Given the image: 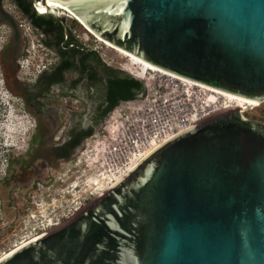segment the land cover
I'll return each mask as SVG.
<instances>
[{"label": "water", "instance_id": "obj_1", "mask_svg": "<svg viewBox=\"0 0 264 264\" xmlns=\"http://www.w3.org/2000/svg\"><path fill=\"white\" fill-rule=\"evenodd\" d=\"M50 1L160 69L264 102V0ZM0 264H264V123L232 110L177 134Z\"/></svg>", "mask_w": 264, "mask_h": 264}, {"label": "rangeland", "instance_id": "obj_2", "mask_svg": "<svg viewBox=\"0 0 264 264\" xmlns=\"http://www.w3.org/2000/svg\"><path fill=\"white\" fill-rule=\"evenodd\" d=\"M58 16L77 48L96 53L98 61L93 54L89 59L97 76L139 80L140 63L107 48L78 20ZM51 51L13 2L0 1V257L72 217L112 181L108 174H123L151 139L182 123L204 98L186 95L179 80L152 70L143 75L137 101H119L98 114L106 84H74L80 97L38 84ZM242 114L264 123V102ZM76 137L78 145L67 150Z\"/></svg>", "mask_w": 264, "mask_h": 264}, {"label": "bare ground", "instance_id": "obj_3", "mask_svg": "<svg viewBox=\"0 0 264 264\" xmlns=\"http://www.w3.org/2000/svg\"><path fill=\"white\" fill-rule=\"evenodd\" d=\"M36 8L38 9V13H46L47 11H51L57 15H65L68 18H74L76 20H78L85 29H87L91 34H93L98 40H100L107 48H111L113 50L118 51L120 54L126 56L129 58V60L133 61V63H140L142 65V69L141 71L138 72H134V76L137 77L141 83L143 81V75L146 73V71H156V72H160L164 75H168L171 76V78L175 79V80H179L182 84H179L180 86H185L189 91L192 90H196L198 92H200L201 94L206 96L205 99V103H203V107H204V113L202 114H194L193 117H191L192 119H190V123L188 125H185L184 127H180L177 131L178 134L191 128L192 126L208 119L211 118L213 116H216L218 114H222L228 111H232V110H241L242 113L245 112V109L252 106H258V102L256 100H252L249 98H244L241 96H237L235 94H231L229 92H225L222 90H218L216 88L204 85L202 83L196 82L194 80L188 79V78H184L181 77L179 75H176L174 73L168 72L166 70L160 69L138 57H136L135 55L117 47L114 46L113 44H111L110 42L96 36L82 21V19L77 16L74 12H71L69 9L65 8L62 5L57 4L56 2L50 1V0H45V4L41 3L39 1V3H37ZM143 87H145V84H143ZM138 99L135 100H130L127 102H133V101H137ZM218 104L221 105V107H218ZM217 106V108H215L214 110L211 111H207V107L208 106ZM11 128V127H10ZM14 129V128H13ZM20 130V129H19ZM17 134V133H16ZM177 134H175V131L170 133L169 135H166L165 137H161L158 140L156 139H152L151 143H150V149H148L147 151L143 152L141 154L142 151H139L138 154L139 157L136 154V157L133 158L134 163L131 164L127 170H125L124 172H122L123 174L120 175H116V173H111L108 174L106 177L111 178V182L105 186V187H101L97 192H96V197L102 195L104 192H106L107 190H109L110 188H112L114 185H116L118 182H120L125 176H127L140 162H142V160H144L149 154H151L155 149H157L159 146H161L164 142L168 141L169 139H171L172 137L176 136ZM135 165V166H134ZM134 166V167H133ZM94 198V199H95ZM93 199V200H94ZM92 200V201H93ZM91 201V202H92ZM89 202V203H91ZM88 203V204H89ZM87 204V205H88ZM86 205V206H87ZM84 206V207H86ZM83 207V208H84ZM79 208V207H78ZM80 210H82V208L80 207L73 215L72 217H74ZM72 217L68 218L66 221L62 222H57L56 225L52 226L51 228L46 229L42 234L40 235H32V237H30L29 239L23 241L20 245H18L14 250H12L10 253H5L0 257V260H2L3 258L7 257L8 255H10L12 252H14L15 250H17L18 248L26 245L27 243L36 240L37 238H39L40 236H42L43 234L54 230L60 226H62L63 224H65L68 220H70Z\"/></svg>", "mask_w": 264, "mask_h": 264}, {"label": "flooded vegetation", "instance_id": "obj_4", "mask_svg": "<svg viewBox=\"0 0 264 264\" xmlns=\"http://www.w3.org/2000/svg\"><path fill=\"white\" fill-rule=\"evenodd\" d=\"M10 1L15 4L16 8L23 16L28 18L29 21L38 30L42 32L43 44L46 46V48L52 50L51 53L53 54L54 57L45 58L46 64L44 65V69L40 72V75L38 77V84H43L45 86L48 85L60 86L61 88L65 89L64 92L66 95L68 96L72 95L75 97H80L81 93L74 91L75 88L74 84H81L82 87L87 86V84H98V83L108 84V79L110 77L103 78L102 75L101 77H99L95 74L89 59L92 56L90 51L77 47L75 49H72L71 46L69 45L66 47L59 48L57 50L56 22L52 21L50 23H43L42 27L39 26L37 27L35 23L31 20V17H29L23 11L22 7L18 4L19 0H10ZM32 1L33 0H30L31 6L33 8L34 13L36 14L34 7L32 5ZM41 16H43L46 19H49L51 17L49 15H41ZM65 40H67V38ZM63 41L64 39L60 40L59 45H62ZM45 55L47 56V53H45ZM88 89L90 90V96H91L92 85H88ZM82 101L85 103L87 102L83 97H82ZM106 104H107V85H106L105 96L100 102L98 114L103 113ZM87 132L88 131H85V134L83 135H86ZM79 140L80 137H76L74 139L71 138L70 142L67 144L68 146L67 150H69L70 148H72L73 150L78 145ZM75 141H77L76 144H74Z\"/></svg>", "mask_w": 264, "mask_h": 264}, {"label": "trees", "instance_id": "obj_5", "mask_svg": "<svg viewBox=\"0 0 264 264\" xmlns=\"http://www.w3.org/2000/svg\"><path fill=\"white\" fill-rule=\"evenodd\" d=\"M18 4L22 7L23 11L31 17V20L35 23V25L38 27H42L43 23H50V22H56L57 23V41L59 43L60 40L64 39L63 35V29L61 26V23L58 22L55 18L50 17L49 19L44 18L41 15H37L34 13L33 8L31 6L30 0H19ZM66 45H59V48L66 47L68 45H71L72 49H75L76 42L74 39L70 36L67 37ZM93 54L94 58L98 61V57L94 51L90 52ZM107 85V104L106 107L103 110V113L110 111L113 107L117 105L119 101H125L130 99L134 96V94L139 90L140 84L139 81L135 78L130 77H110L108 79ZM87 135V134H86ZM78 141V140H77ZM77 141L74 142V144L77 143Z\"/></svg>", "mask_w": 264, "mask_h": 264}, {"label": "built area", "instance_id": "obj_6", "mask_svg": "<svg viewBox=\"0 0 264 264\" xmlns=\"http://www.w3.org/2000/svg\"><path fill=\"white\" fill-rule=\"evenodd\" d=\"M38 3H39V1H38ZM34 10H35V12H36V14L38 15V9L36 8V7H34ZM184 93L186 94V95H188V96H192V94H193V92H195V93H197V94H199V95H203V94H201L200 92H198V91H196V90H192V91H189L188 92V89L184 86ZM204 96V98L201 100V108L200 109H196V110H194L190 115H189V117L188 118H186L182 123H180V124H177L176 125V127H173V128H170V131L169 132H166L164 135H162V134H158V136L157 137H155V138H153V139H156V140H158L159 138H161V137H165L166 135H169L170 133H172V132H174L175 131V134H178V129L180 128V127H184L185 125H188L189 123H190V119H192L191 117H193V115L194 114H202V113H204V107H203V103H205V99H206V96L205 95H203ZM152 140V139H151ZM150 143H151V141H150Z\"/></svg>", "mask_w": 264, "mask_h": 264}]
</instances>
